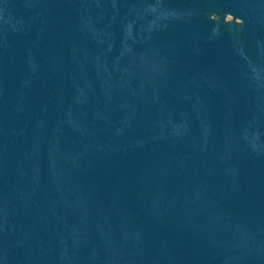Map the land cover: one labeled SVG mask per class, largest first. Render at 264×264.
Listing matches in <instances>:
<instances>
[{"label": "water", "instance_id": "obj_1", "mask_svg": "<svg viewBox=\"0 0 264 264\" xmlns=\"http://www.w3.org/2000/svg\"><path fill=\"white\" fill-rule=\"evenodd\" d=\"M0 264H264V0H0Z\"/></svg>", "mask_w": 264, "mask_h": 264}]
</instances>
